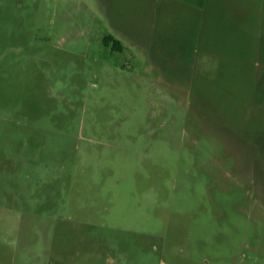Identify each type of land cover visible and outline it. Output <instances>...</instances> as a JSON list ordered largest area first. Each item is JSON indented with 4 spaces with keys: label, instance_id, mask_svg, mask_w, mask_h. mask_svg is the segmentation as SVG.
Listing matches in <instances>:
<instances>
[{
    "label": "rangeland",
    "instance_id": "374dc122",
    "mask_svg": "<svg viewBox=\"0 0 264 264\" xmlns=\"http://www.w3.org/2000/svg\"><path fill=\"white\" fill-rule=\"evenodd\" d=\"M253 1L0 0V264H264Z\"/></svg>",
    "mask_w": 264,
    "mask_h": 264
},
{
    "label": "crops",
    "instance_id": "0c3cea01",
    "mask_svg": "<svg viewBox=\"0 0 264 264\" xmlns=\"http://www.w3.org/2000/svg\"><path fill=\"white\" fill-rule=\"evenodd\" d=\"M240 5V9H231V8H226L227 9V12L226 14L228 15L229 18L233 19V18H236L238 16V20L240 21L242 19V15H243V12H244V8L243 5H247L248 7V10L252 11L255 7H257L258 9V13H256V20L255 22H258L257 21V14H260V18L263 17V14L261 12H259L261 9H264V0H261V1H253L251 4H239ZM232 4L230 2H227V6L226 7H231ZM238 7V6H237ZM262 22H263V19H262ZM258 26V24H257Z\"/></svg>",
    "mask_w": 264,
    "mask_h": 264
},
{
    "label": "trees",
    "instance_id": "16d2710c",
    "mask_svg": "<svg viewBox=\"0 0 264 264\" xmlns=\"http://www.w3.org/2000/svg\"><path fill=\"white\" fill-rule=\"evenodd\" d=\"M104 42L106 46H111L113 50H122V43L113 36L106 37Z\"/></svg>",
    "mask_w": 264,
    "mask_h": 264
}]
</instances>
